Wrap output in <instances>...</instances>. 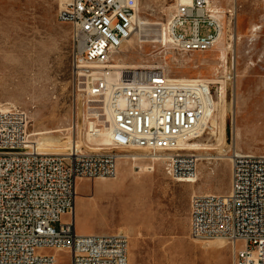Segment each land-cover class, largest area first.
Masks as SVG:
<instances>
[{"label":"built area","instance_id":"2783aa9c","mask_svg":"<svg viewBox=\"0 0 264 264\" xmlns=\"http://www.w3.org/2000/svg\"><path fill=\"white\" fill-rule=\"evenodd\" d=\"M215 1L174 0L166 34L175 50L206 51L214 45L224 28ZM140 2L67 0L57 12V20L71 27L76 89L111 110V149L44 152L30 142L27 112L0 104V264H58L53 250L67 252L63 264H129L126 232L78 234L74 214L77 180L114 177L121 152L163 151L170 178L197 177V155L178 149L210 115L212 88L198 79H172L163 68L125 69L119 75L114 65L140 26ZM187 23L189 33L182 30ZM201 23L212 31L202 34ZM262 28L259 24L256 31ZM231 155L229 191L192 195L190 234L198 240L226 238L234 264H264V153Z\"/></svg>","mask_w":264,"mask_h":264},{"label":"rangeland","instance_id":"374dc122","mask_svg":"<svg viewBox=\"0 0 264 264\" xmlns=\"http://www.w3.org/2000/svg\"><path fill=\"white\" fill-rule=\"evenodd\" d=\"M62 1L0 0V104L10 102L27 112L29 139L43 151L66 152L75 142L85 152L98 147L107 150L110 144L101 136L103 144L89 135L90 122L104 131L110 120L106 114L97 117L95 111L105 113L103 105L97 102L90 108L87 95L74 85L71 27L57 20ZM174 3L141 0L140 16L150 23L166 22L168 7ZM215 6L227 29L215 50L178 53L135 37L116 55L121 65L163 67L173 78L225 80L211 85L213 97L218 101L224 87L227 105L234 103L238 111L227 112L223 140L217 142L209 132L196 139L207 148L195 153L206 158L198 161L197 183L174 180L162 162L144 157L120 159L113 179L77 180V233L123 230L129 235V264H234L228 240L209 244L191 236L190 201L195 194L229 191L230 157L235 148L264 153V3L216 0ZM228 10L235 14L227 15ZM259 24L263 28L254 31ZM200 28L202 34L212 31L205 23ZM182 30L189 33L190 24ZM221 51L227 52L229 63L220 58ZM235 124L240 137L234 135ZM67 219L62 216L63 221ZM52 252L57 253L58 264L69 257L65 251Z\"/></svg>","mask_w":264,"mask_h":264},{"label":"bare ground","instance_id":"6f19581e","mask_svg":"<svg viewBox=\"0 0 264 264\" xmlns=\"http://www.w3.org/2000/svg\"><path fill=\"white\" fill-rule=\"evenodd\" d=\"M66 1L67 0H63L60 6H62L64 4V2H66ZM185 1L186 2H190L191 0H185ZM140 5H141V2H140ZM214 5H215V3H214ZM174 6L175 5L171 4L168 7V9H170V14L173 11ZM230 11L234 12V10H230ZM234 14L235 13H232V15H234ZM220 16L223 18L222 13L220 14ZM223 23H224V28L221 30L216 42L214 43V45L209 50H215L216 49L215 47L217 46V44L220 43L224 39V37L226 35V31H227V29H225L224 18H223ZM149 24L155 25V26H158V27L155 28V27H153V26H151ZM166 26H167L166 22L150 23L147 20H143L142 17L140 16V26L138 27L136 33L128 40V42L130 40H132L133 38L137 37L141 43H148L149 42V43H153V44H162L164 47H169L171 50H173L175 52L186 53V52L177 51V50H175L173 48L172 44L170 43L169 37L166 34ZM256 28H254V31H256ZM147 30H149V33L145 34V31H147ZM230 47L231 46H229L226 49L228 50V49H230ZM227 50H225V51H227ZM225 51H221L220 52V58L224 59V60L226 59V53H227V52L225 53ZM116 55H115V58H114V60H115L114 65H115V68H117V72L119 73V75H121V74L123 75L124 74V70L127 69V68H130L131 70L163 68V67H151V66H136L134 64H131V65L122 64L121 65L120 63H117ZM225 61L229 63L228 59L225 60ZM163 69H164L165 73H167L169 75L168 71L165 68H163ZM169 77L172 78V79H176V80H187V79H190V78H187V77L173 78L170 75H169ZM230 78H231L230 76H227V80L230 79ZM193 79H198V80L202 81L208 87H211L212 84H219L221 82H225V80H222V79L221 80H219V79L208 80V78L204 77V76H199V77H196V78H193ZM79 90L81 91V89H79ZM80 103H83L82 99H80ZM86 103L88 104V106L90 108H92V104L93 103H97V101L96 102L91 101L89 99V97H88V99L86 100ZM98 103H101L103 105L101 108L104 109L105 113L104 114H100L98 112L99 110H97V111H95L94 114L97 117L100 116V115H105L106 114L107 117H108V120H110L109 121V125L110 126L108 128H105L104 131H102L100 126H94V125H92L93 122H90L91 128H90V134L89 135L93 137V140L100 141V140L104 139L105 142H108L110 144V142H111V133H112V113H111V110L108 107L106 102H102L101 101V102H98ZM234 106H235L234 103H232L230 105H227V100L225 99V96H224V87H221V93L219 95V100L216 101V99L213 97V109L210 112V115L204 119V121H203L201 127L198 129L197 133L191 137L192 140H189V141L185 142V144H183V147H181V149H178V150H180V151L184 150V151H187V152L196 153L197 151H200L202 149H207L206 147H202L201 146L202 144L200 145L199 143L196 142V139L202 138L205 132H207V133L209 132L210 134H212V136L215 137L216 141L218 140L217 142L223 140L224 139V135H226L225 134L226 133L225 132V126H226L225 125V117L227 115V112L230 111V110L234 114H236L238 112V111H236ZM102 125L105 127L104 124H102ZM96 129H98L99 131H96V134H94L93 131L96 130ZM233 132H234V135L236 137H240L238 125L235 124V129H234ZM100 136L102 137V139L101 138L98 139V137H100ZM30 142H31V140H30ZM105 142H101L100 144H103ZM225 142H226V138H225ZM36 145L41 149V146H40L39 143L36 144ZM75 146H78V149H81L83 151L82 146H80L77 142H75L71 146V149L72 148L74 149ZM95 149H96V151H93V152H100V151L104 150L102 147H98V148H95ZM110 149H111V147H110ZM107 150H109V149H107ZM69 151H66V152L44 151V152L56 153V154H67ZM90 151H92V150H87V152H90ZM235 151L236 152H242V151L237 150L236 148L232 152H235ZM83 152H85V151H83ZM244 153H246V152H244ZM166 156H167V153H164L163 151H157L156 154H153L147 148L132 149V150H127L126 153L125 152L119 153L118 162H119L120 159H123V158H125V159H136V158H139V157H144V158H148V159L152 160L153 162H162L163 163V160L166 158ZM197 157H198V160L206 159L204 156L197 155ZM231 157H232V155H231ZM231 157H230V161H231ZM117 174H118V164H117V171H116V174H115L114 177H112V178H101V179H113V178H115L117 176ZM197 178H198V174H197V177L194 178V179H191V180L179 179L177 181H179V182H187V183H197L198 182ZM196 240H198V239H196ZM224 241H227V239L222 237V236H218V237H215V238L203 240L202 242L211 244V243L224 242ZM128 251H129V248H128Z\"/></svg>","mask_w":264,"mask_h":264},{"label":"crops","instance_id":"0c3cea01","mask_svg":"<svg viewBox=\"0 0 264 264\" xmlns=\"http://www.w3.org/2000/svg\"><path fill=\"white\" fill-rule=\"evenodd\" d=\"M95 180H99V179L97 178V179H94V181H95ZM102 233H106V232H102Z\"/></svg>","mask_w":264,"mask_h":264}]
</instances>
